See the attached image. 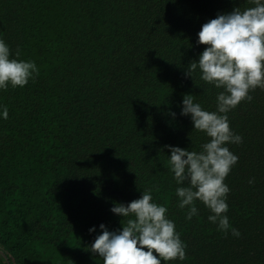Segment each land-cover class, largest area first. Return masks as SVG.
<instances>
[{
	"label": "trees",
	"instance_id": "1",
	"mask_svg": "<svg viewBox=\"0 0 264 264\" xmlns=\"http://www.w3.org/2000/svg\"><path fill=\"white\" fill-rule=\"evenodd\" d=\"M251 0H0L10 58L32 60L24 87L0 89V250L11 264H102L87 251L103 223L117 231L127 204L152 189L185 245L167 264H264V89L227 113L240 143L224 183L229 224L185 219L165 145L199 151L207 141L181 116L184 94L208 111L217 89L186 75L201 25ZM19 50L20 55L15 56ZM170 112H175L173 118ZM252 180L250 184L248 181ZM95 226L96 231L88 229Z\"/></svg>",
	"mask_w": 264,
	"mask_h": 264
},
{
	"label": "clouds",
	"instance_id": "2",
	"mask_svg": "<svg viewBox=\"0 0 264 264\" xmlns=\"http://www.w3.org/2000/svg\"><path fill=\"white\" fill-rule=\"evenodd\" d=\"M253 6L218 14L201 25L196 43L205 45L198 58L188 65L186 75L198 70L200 79L217 89L216 109L208 111L184 94L180 115L190 117L193 130L208 138L199 151L165 145L169 150L168 165L175 181V195L185 219L197 215L196 201L210 212L207 219L217 229L239 237L229 224L224 180L238 160L228 144L240 143L234 134L227 113L242 100H251L250 90L264 89V0H251ZM17 50L15 56H19ZM10 48L0 38V89L24 87L34 79L38 68L34 61L10 58ZM174 118L175 112H170ZM8 118V108L0 105V119ZM250 184L252 180L248 181ZM110 211L125 221L117 231H109L101 223L100 234L86 246L98 254L102 264H167L183 260L185 245L175 230L167 208L153 200L152 189L141 191L138 199L127 204L114 202ZM96 231L90 227L91 234ZM0 264H11L9 254L0 250Z\"/></svg>",
	"mask_w": 264,
	"mask_h": 264
}]
</instances>
